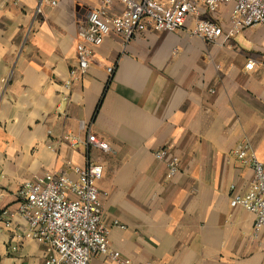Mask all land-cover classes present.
I'll use <instances>...</instances> for the list:
<instances>
[{"label":"crops","instance_id":"0c3cea01","mask_svg":"<svg viewBox=\"0 0 264 264\" xmlns=\"http://www.w3.org/2000/svg\"><path fill=\"white\" fill-rule=\"evenodd\" d=\"M100 3L0 0V209L13 215L0 219V264H44L50 252L26 237L20 188L48 173L76 180L90 164L104 166L110 247L132 264H264L255 214L232 203L254 178L235 153L243 139L264 163V25L219 43L193 35V21L129 41L111 33L71 81L80 25ZM231 7L208 17L226 28ZM162 149L178 155L176 174Z\"/></svg>","mask_w":264,"mask_h":264},{"label":"built area","instance_id":"2783aa9c","mask_svg":"<svg viewBox=\"0 0 264 264\" xmlns=\"http://www.w3.org/2000/svg\"><path fill=\"white\" fill-rule=\"evenodd\" d=\"M115 1L123 8L114 11ZM232 5L228 26L208 17L222 5ZM40 9V7H39ZM193 21L192 34L219 43L230 40L243 30L264 25V0H101L81 23L77 38L78 65L69 72L74 81L85 76L95 61L97 48L111 33L126 41L151 26L157 31H176ZM254 61L246 65L248 70ZM108 71L113 73L114 68ZM88 143L103 151L109 144L90 133ZM236 155L254 170L250 190L234 193L233 205H242L256 216L253 237L262 239L264 246V163L252 150L248 139H243ZM156 158L169 166L171 175L179 171V157L167 149L156 153ZM78 179L66 172L48 173L45 177L26 182L18 191L17 214L28 223L26 237L50 246L44 264H91L95 256L110 258L118 264H132L109 244V228L104 222V204L97 182L104 175V166L90 164L77 167ZM3 215L13 216L0 209Z\"/></svg>","mask_w":264,"mask_h":264}]
</instances>
